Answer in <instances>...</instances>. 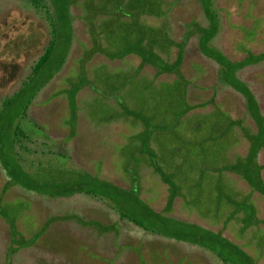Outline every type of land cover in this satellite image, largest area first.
Here are the masks:
<instances>
[{"label": "trees", "instance_id": "trees-1", "mask_svg": "<svg viewBox=\"0 0 264 264\" xmlns=\"http://www.w3.org/2000/svg\"><path fill=\"white\" fill-rule=\"evenodd\" d=\"M30 1L36 8H43L46 11L51 30L44 48L33 61L28 73L13 93L5 95L1 101L0 163L6 170L7 178L2 179L5 181L0 184V200L6 189L14 187L15 184L57 196H67L77 192L99 195L107 199L108 204L116 209L121 217L129 219L149 232L201 245L215 253L224 264H259L258 257L264 255V216L259 211L256 194L264 197L262 175L264 163L259 160L260 154L264 153V112L257 94L236 74V71L264 59V48L253 49L254 41L262 33L263 28L253 23L260 34L248 36L243 27L247 28L249 25H239L243 35L236 40L235 49L244 53L239 58L233 59L211 43V39L216 36L220 28V16L213 0H198L208 22L202 24L195 18L191 19L180 40L173 38L170 14L165 16L171 0H159L161 2L159 9L164 10V14L162 12L159 15L153 14L148 10L140 12L141 15L147 16V20L144 19L147 22L148 18L156 20V30L152 31L153 35L151 36L152 33L144 26L140 27L138 23V30L134 34L136 40L129 42L126 31L123 36L125 44L119 49L115 47L116 41L113 35L109 37L107 28L103 27L105 33L103 28L101 31L97 29L98 22L95 21L99 20V17H105L104 25L109 26L108 24L111 23V20L107 21V12L103 6L100 7L93 2L82 3L83 0ZM145 3L148 5L152 2L145 0ZM48 4H51L52 9H48ZM71 4H78L81 8L80 17L86 22L90 43L83 48L76 72L65 75L66 86L61 90L68 101V116L65 119L69 128L68 136L76 134L77 122L82 115L87 130L97 138L96 143L98 142L102 150L106 152L113 146H122L121 170L128 182L125 186L115 183L104 175L73 164L70 167L60 166L55 164V161L46 159L48 163L43 165L42 159L28 160L18 150L22 139L31 141L34 134V131L28 132L23 127L20 119L27 117L28 107L33 98L61 68L68 55L73 38ZM222 9L226 13H233L237 7ZM50 10L53 12L51 15ZM135 16L137 18L140 15L136 13ZM196 33L199 35L200 50L219 63L220 81L229 84L245 97L244 109L239 113L219 105L221 110L224 108L229 113L232 122L230 127L223 131L219 130L220 134H217L219 138H222L223 134H230L227 143L222 147L228 159L221 172L213 169L210 173V169L204 166L205 170L202 169L198 174L196 171V166L200 162L196 159L198 153L189 145L182 151H177L180 134L177 133V129V132H170L166 128L169 120L160 114L159 105H153L152 109L147 111L144 110V104L139 106L144 102L136 101L133 90L127 96L122 94L142 75L158 85L163 75H167L170 81H184L182 91L184 99L188 98V100L185 106L182 105L180 116L184 113L192 115L203 112L207 108L211 113L218 104L210 100L211 97L200 98L201 93L197 86L181 68L185 45ZM61 43L65 54L51 61ZM97 54L106 56L109 61L119 59L120 64L117 68H113L108 61L91 63L92 58ZM98 65H104L103 73L107 74L106 78L97 74V71L101 70H97ZM108 81L115 82L116 85L110 88ZM186 91L189 93L187 94ZM202 107H206L205 110L200 109ZM29 119L34 126L42 129L35 119ZM119 124L124 126L127 124V131L117 139L113 135V128ZM212 128L216 130L215 126ZM105 152L101 161L111 157V154ZM124 159L127 160L123 162ZM26 162L29 164L27 165ZM208 177L215 178L210 180ZM202 178L206 180L203 181ZM197 182L201 183V186L203 183L216 186L214 187L217 193L216 199L214 198L215 206H212L213 209L207 211L205 215L200 212L198 214L194 199L190 196L193 189L187 186L195 185ZM156 185L164 186L166 190V203L161 211L156 210L144 198V195ZM177 198L181 199V210L195 211L201 218L215 222L216 228L173 215L171 210ZM222 203H225V209L221 211L219 208ZM0 212L9 225V239L3 264H13V253L21 247L37 242L49 224L56 219L75 218L79 222H89L74 212L52 214L43 220L30 237L21 238L18 236L15 220L3 214L1 208ZM229 226H232L237 240L223 233V230ZM247 245L254 247L255 254L247 250ZM160 260L162 261L163 258Z\"/></svg>", "mask_w": 264, "mask_h": 264}, {"label": "rangeland", "instance_id": "rangeland-1", "mask_svg": "<svg viewBox=\"0 0 264 264\" xmlns=\"http://www.w3.org/2000/svg\"><path fill=\"white\" fill-rule=\"evenodd\" d=\"M91 2L100 7L103 6L107 12V21L111 20L109 26H106L104 25L105 17H99V20L95 21L98 22L97 29L101 31L103 27L107 28L109 37L113 35L116 41L115 47L119 49L125 44L123 36L126 31L129 42L136 40L134 34L138 30V23L140 27L147 28L152 33L151 36L152 31L156 30V20L148 18L147 22V16L141 15V11L148 10L153 14L159 15L161 12L164 14V10L159 9L161 7L159 0H151L152 3L148 5L145 0L82 1L86 4ZM213 2L220 16V28L216 36L211 39L213 45L218 46L231 58H239L244 53V51L235 49L236 40L243 35L239 25H249L247 28L243 27L248 36L259 35L258 29L254 28V25H259L263 31L254 41L253 49L264 48V0H213ZM48 6V9H52L51 4ZM201 7L198 0H171L165 16L170 14L174 39L180 40L184 36L187 23L193 18L202 24H207L208 21ZM225 7L231 9L237 7V9L233 13H226L222 9ZM80 9L78 4L70 6L73 38L65 62L37 92L28 107L27 117L20 119L23 127L28 132L34 131V134L31 141L22 139L18 150L28 160L39 158L44 160L43 165L48 163L46 159L55 161V164L60 166L70 167L73 164L76 167L104 175L115 183L125 186L128 182L121 170L120 150L123 149L122 146H113L106 152L102 150L98 142L96 143L97 138L87 130L82 115L79 116L77 122L76 134L68 136L69 128L65 121L68 116V101L61 90L66 86L65 75L76 72L83 48L90 43L89 31L85 20L80 17ZM132 13L140 16L136 18ZM51 14H53L52 11ZM49 20L46 11L43 8H36L30 0H0V53L2 54L0 55V105L2 98L13 93V90L20 84L46 44L50 36ZM198 37L196 33L188 39L181 68L184 74L189 76L190 81L197 86L201 93L200 98L211 97L210 100L218 104L211 113L207 108L203 112L192 115L184 113L180 116L183 110L182 105L185 106L188 100V98L184 99L182 91L184 81H170L167 75H163V78L158 81L159 85L152 83L151 79L142 75L133 81L134 84L132 82V86L125 89L122 94L127 96L133 90L136 101L144 102L139 106L144 104V110L147 109V111L152 109L153 105H159L160 114L169 120L166 128L170 132L178 131L177 133L180 134L177 151H182L189 145L194 148L193 151L198 153L196 159L200 162L196 166V171L199 174L204 166L210 169V173L213 169L222 171L228 159L222 147L227 143L230 134H223L222 138L217 137V134H220L221 129L223 131L230 127L232 123L229 113L224 108L235 113L243 111L245 97L229 84L220 81L218 74L220 65L200 50ZM64 54V46L61 43L51 61L56 57L61 58ZM99 61H108L113 68H117L120 64L119 59L109 61L101 54L95 55L91 63ZM96 68L101 69L97 71V74L106 78L107 74L103 73L104 65H98ZM236 74L257 94V99L264 112V59L239 68ZM108 83H110V88L116 85L112 81ZM208 105H210L209 102ZM219 105L224 108L221 110ZM204 108L206 107L200 109L205 110ZM29 118L35 119L42 129L34 126ZM214 126L216 130L212 128ZM113 130L114 137L119 139L127 131V124L125 126L116 125ZM104 152L111 154V157L103 158L104 160L101 161ZM259 160L264 163V153L260 154ZM26 164L29 163L26 162ZM262 175L264 177V166ZM4 178H7L6 170L0 163V184L5 181L2 180ZM206 178H202L203 181ZM211 178L208 177L210 180ZM201 183L197 182L195 185L187 186L193 189L190 196L194 199L198 214L205 215L207 211L213 209L212 206H215L214 200L217 193L214 189L216 186L206 183L201 186ZM144 198L156 210L161 211L166 203L165 187L153 186ZM256 201L261 215L264 216V197L257 193ZM180 203L181 199L177 198L171 210L173 215L190 222L196 221L213 229L216 228L215 222L201 218L195 211L181 210ZM224 206L225 203H222L219 209L224 210ZM0 208L3 214L15 220L18 236L21 238L30 237L43 220L52 214L74 212L83 220L89 221L83 223L75 218L52 221L37 242L21 247L13 253V264H164L163 262L168 264H224L215 253L201 245L160 236L121 217L119 212L108 204L107 199L99 195L77 192L67 196H57L15 184L14 187L6 189L0 200ZM223 233L237 240L232 226L225 228ZM8 239L9 225L0 212V264L4 262ZM247 250L255 254L253 246L247 245ZM161 258H163L162 261ZM258 263L264 264V255L258 257Z\"/></svg>", "mask_w": 264, "mask_h": 264}, {"label": "crops", "instance_id": "crops-1", "mask_svg": "<svg viewBox=\"0 0 264 264\" xmlns=\"http://www.w3.org/2000/svg\"><path fill=\"white\" fill-rule=\"evenodd\" d=\"M50 30H51V28H50ZM43 45H44V44H43ZM44 46H45V45H44ZM44 46H43V48H44ZM41 51H42V50H41ZM40 53H41V52H40ZM40 53H39V54H40ZM0 55H2V54L0 53ZM0 88H1V87H0ZM173 206H174V205H173ZM5 248H6V246H5Z\"/></svg>", "mask_w": 264, "mask_h": 264}]
</instances>
